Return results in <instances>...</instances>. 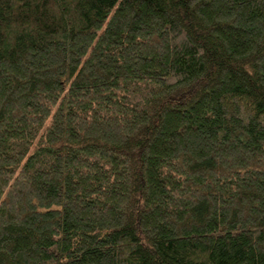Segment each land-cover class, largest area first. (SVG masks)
<instances>
[{"label": "trees", "instance_id": "trees-1", "mask_svg": "<svg viewBox=\"0 0 264 264\" xmlns=\"http://www.w3.org/2000/svg\"><path fill=\"white\" fill-rule=\"evenodd\" d=\"M0 264H264V0H0Z\"/></svg>", "mask_w": 264, "mask_h": 264}]
</instances>
